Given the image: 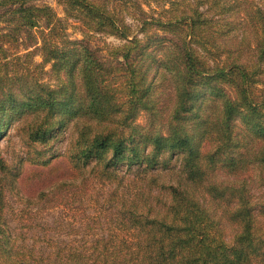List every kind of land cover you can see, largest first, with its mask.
<instances>
[{"label":"trees","instance_id":"trees-1","mask_svg":"<svg viewBox=\"0 0 264 264\" xmlns=\"http://www.w3.org/2000/svg\"><path fill=\"white\" fill-rule=\"evenodd\" d=\"M57 1L67 18L125 41L103 61L69 39L52 6L0 0V137L13 125L23 159L48 164L69 127L70 178L110 186L113 213L101 233L46 253L22 251L0 207V260L264 264V5L188 1L167 19L140 18V37L118 23L114 0ZM33 30L41 44L21 53ZM46 63L54 83L41 77Z\"/></svg>","mask_w":264,"mask_h":264},{"label":"rangeland","instance_id":"rangeland-1","mask_svg":"<svg viewBox=\"0 0 264 264\" xmlns=\"http://www.w3.org/2000/svg\"><path fill=\"white\" fill-rule=\"evenodd\" d=\"M188 1L192 0H114L109 6L119 10L118 23L128 25L142 37L143 32L138 27L140 18L167 19L170 13L178 14V10L186 7ZM255 1L264 5V0ZM40 3L52 6L63 19L69 39L87 46L103 61H116L118 56L110 53V50L121 45L124 39L105 31L90 30L75 17L67 18L63 5L57 0H40ZM31 34L33 39L23 35V44L19 47L21 53L34 49L31 42L35 37L38 45L41 44L39 30H33ZM223 37L218 38L222 40ZM26 44L31 45L27 50ZM154 45L152 43L150 46ZM224 58L222 56L220 61ZM33 60L35 63L43 61L39 53L33 55ZM41 77L54 83L56 77L52 63L43 66ZM260 78L255 84L256 91L264 89V74ZM136 122L144 124L145 116L140 114ZM62 132V138L55 144L58 151L48 164L23 159V145L13 125L0 137V159L6 168H0V207L6 221V231L22 246V251L24 244L28 248L50 253L53 243L90 239L102 232L108 214L113 213V208L105 201L110 186L91 182L87 175L77 180L70 178L72 169L63 154L69 140V127ZM255 192L259 194V189ZM0 264L9 263L0 260Z\"/></svg>","mask_w":264,"mask_h":264}]
</instances>
